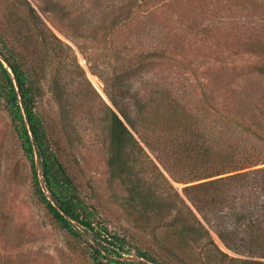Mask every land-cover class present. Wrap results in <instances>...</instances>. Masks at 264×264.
I'll return each instance as SVG.
<instances>
[{
    "label": "rangeland",
    "instance_id": "1",
    "mask_svg": "<svg viewBox=\"0 0 264 264\" xmlns=\"http://www.w3.org/2000/svg\"><path fill=\"white\" fill-rule=\"evenodd\" d=\"M111 2L128 0H0V39L35 69L36 111L51 147L107 227L153 251L158 240L168 250L161 255L180 264H207L198 241L186 251L176 245L179 233L193 237L177 215L190 225V207L201 218L182 193L185 183L173 181L147 148L151 161L135 150L134 167L113 172L108 164V107H116L106 92L130 108L134 95L162 97L166 89L167 98L200 121L213 120L214 133L264 153V0H145L118 24L109 22ZM150 53L162 56L146 58ZM3 103L0 98V264H93L81 242L36 203L29 162ZM253 115L263 118L262 139L250 130ZM131 183L140 187L134 199ZM211 235L220 249L249 257Z\"/></svg>",
    "mask_w": 264,
    "mask_h": 264
},
{
    "label": "trees",
    "instance_id": "2",
    "mask_svg": "<svg viewBox=\"0 0 264 264\" xmlns=\"http://www.w3.org/2000/svg\"><path fill=\"white\" fill-rule=\"evenodd\" d=\"M144 1L111 2L110 10L114 13L109 22L111 18L115 24L123 18H132L134 9L140 8ZM108 4L105 8L109 9ZM106 20L108 18L103 21ZM0 55L13 74L0 59V98L29 162L34 199L44 207L48 218L81 242L93 264H180L174 255L173 258L161 255L168 250L158 240H153L158 248L153 251L151 247L136 245L107 227L85 201L78 184L51 147L44 121L36 111L39 90L35 69L32 70L26 60L1 39ZM161 56L150 53L146 58ZM259 70H264V64ZM160 92L162 97L150 96L143 100L134 95L130 108H123L114 95L106 92L117 110L108 107L111 151L108 164L113 172L134 167L136 157L132 154L135 150L144 153L151 161L147 148L173 181L185 183L182 193L201 217L198 218L189 207L193 218L190 225H186L179 215L174 219L182 222L181 230L187 229L193 234L188 238L187 233H179L176 241L179 249L186 251L192 246L191 241H198L197 246L206 251L207 264H264V153L256 150L257 145L250 147L251 152H248L249 147L243 148L235 141L214 133L215 127L212 126L216 124L213 120L206 119L207 123L203 119L200 121V116L182 107L177 98L166 97L171 91L163 89ZM153 103L154 107L151 106ZM252 118L255 128L250 130L262 139L258 129L263 118L258 119L256 115ZM242 149H246L245 152ZM35 155L52 201L41 187ZM159 175L163 184L173 188L176 198L184 203L164 173L159 171ZM139 193L138 184L131 183L130 198H136ZM151 196L148 193L145 203ZM161 201L166 202L167 199L161 197ZM146 214L144 209L143 215ZM89 232L93 234L92 240L87 238ZM211 232L229 251L249 257L234 256L220 249ZM131 251L135 256L129 255Z\"/></svg>",
    "mask_w": 264,
    "mask_h": 264
},
{
    "label": "water",
    "instance_id": "3",
    "mask_svg": "<svg viewBox=\"0 0 264 264\" xmlns=\"http://www.w3.org/2000/svg\"><path fill=\"white\" fill-rule=\"evenodd\" d=\"M0 59L5 63V66L7 67V69L9 70L10 74L13 76L12 72H11V69L9 68V66L6 64V62L3 60L2 56L0 55ZM14 83H15V80H14ZM16 85V83H15ZM35 161H36V168H37V171H38V177H39V181H40V184H41V187L42 189L45 191V194L47 196V198L49 200L52 201L50 195L48 194L47 190L45 189V186H44V183H43V179H42V175L40 173V167H39V164H38V158H37V155H35Z\"/></svg>",
    "mask_w": 264,
    "mask_h": 264
}]
</instances>
